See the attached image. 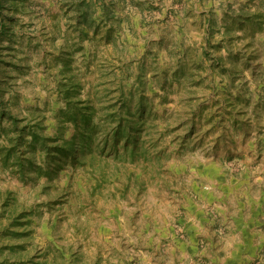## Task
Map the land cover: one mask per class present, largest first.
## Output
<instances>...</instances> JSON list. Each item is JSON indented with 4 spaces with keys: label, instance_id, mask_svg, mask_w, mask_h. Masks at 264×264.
I'll use <instances>...</instances> for the list:
<instances>
[{
    "label": "rangeland",
    "instance_id": "374dc122",
    "mask_svg": "<svg viewBox=\"0 0 264 264\" xmlns=\"http://www.w3.org/2000/svg\"><path fill=\"white\" fill-rule=\"evenodd\" d=\"M2 103L78 145L33 181L0 165V264H264V0H0Z\"/></svg>",
    "mask_w": 264,
    "mask_h": 264
},
{
    "label": "trees",
    "instance_id": "16d2710c",
    "mask_svg": "<svg viewBox=\"0 0 264 264\" xmlns=\"http://www.w3.org/2000/svg\"><path fill=\"white\" fill-rule=\"evenodd\" d=\"M70 80L59 86V94L64 102L56 117L59 129L73 126L82 138L80 143L88 145L91 137L99 133L96 109L89 101L77 99L80 86ZM119 120L121 122L122 117ZM5 121L9 123V128L3 126ZM44 121L45 117L39 114H31V117L24 119L15 118L6 111L3 103L0 104V165L21 181H33L35 174L38 177L58 174L66 163L75 159L77 134L69 137L64 133L49 136ZM129 123L124 126L120 124L113 130L111 139L115 144L123 139L126 132L128 137L132 135ZM38 154L44 158L43 165L37 163Z\"/></svg>",
    "mask_w": 264,
    "mask_h": 264
},
{
    "label": "crops",
    "instance_id": "0c3cea01",
    "mask_svg": "<svg viewBox=\"0 0 264 264\" xmlns=\"http://www.w3.org/2000/svg\"><path fill=\"white\" fill-rule=\"evenodd\" d=\"M260 213H263V209H262V208H261V210H260ZM249 227H250V225H249ZM251 227H252V228H251L252 230H253V229H258V228H260V225H257V226H256L255 224H252ZM248 231H249V229H248ZM250 231H251V230H250ZM252 235H253V236H252ZM252 235H251V233H250V235H249L250 237H249L248 239H250V241H252V240H251L252 237L255 238V237L257 236L256 233H255V234H252Z\"/></svg>",
    "mask_w": 264,
    "mask_h": 264
}]
</instances>
